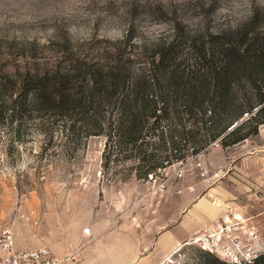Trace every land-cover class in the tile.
<instances>
[{"label":"rangeland","instance_id":"obj_1","mask_svg":"<svg viewBox=\"0 0 264 264\" xmlns=\"http://www.w3.org/2000/svg\"><path fill=\"white\" fill-rule=\"evenodd\" d=\"M254 13H264V0H0L2 108L26 73L118 58L143 65L180 27L228 30ZM31 108L0 116V224L13 229L18 248L44 245L69 255L66 264H202L190 244L163 261L146 255L160 230L180 220L186 231L183 214L211 185L200 173L217 168L202 162L215 144L140 178L132 161L103 165L104 135L68 137L63 119ZM242 144L239 154L263 146L264 123L222 149Z\"/></svg>","mask_w":264,"mask_h":264},{"label":"trees","instance_id":"obj_2","mask_svg":"<svg viewBox=\"0 0 264 264\" xmlns=\"http://www.w3.org/2000/svg\"><path fill=\"white\" fill-rule=\"evenodd\" d=\"M6 84L0 82V96ZM4 101V100H3ZM13 115L34 109L63 119L66 136L106 137L103 165L132 161L140 178L258 134L264 123V13L228 30L178 28L143 65L118 59L26 73ZM202 264H227L199 250ZM253 264H264V252Z\"/></svg>","mask_w":264,"mask_h":264},{"label":"crops","instance_id":"obj_3","mask_svg":"<svg viewBox=\"0 0 264 264\" xmlns=\"http://www.w3.org/2000/svg\"><path fill=\"white\" fill-rule=\"evenodd\" d=\"M219 146L210 147L202 162L214 159L220 178L204 187L201 196H196L186 209L182 217L187 223L186 231H180V220L160 230L146 256L167 259L194 230L219 218L227 207L249 217L264 241V200L259 196L264 191V145L254 144V151L240 154L245 144L225 149L226 154Z\"/></svg>","mask_w":264,"mask_h":264},{"label":"built area","instance_id":"obj_4","mask_svg":"<svg viewBox=\"0 0 264 264\" xmlns=\"http://www.w3.org/2000/svg\"><path fill=\"white\" fill-rule=\"evenodd\" d=\"M200 174L210 184L220 178L219 171L207 175V170L203 169ZM259 196L264 200V191ZM184 244L194 245L227 264H253L264 252L258 227L234 207H227L219 218L194 230L178 248ZM69 260V255L57 257L44 245L32 249L18 248L13 229L0 224V264H66Z\"/></svg>","mask_w":264,"mask_h":264},{"label":"clouds","instance_id":"obj_5","mask_svg":"<svg viewBox=\"0 0 264 264\" xmlns=\"http://www.w3.org/2000/svg\"><path fill=\"white\" fill-rule=\"evenodd\" d=\"M21 167H24V166L22 165ZM85 231L87 232V231H88V229H85Z\"/></svg>","mask_w":264,"mask_h":264}]
</instances>
